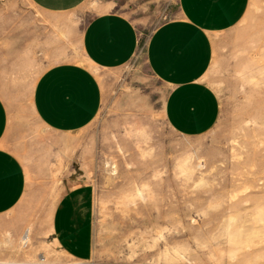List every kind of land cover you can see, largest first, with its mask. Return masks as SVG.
<instances>
[{
    "label": "rangeland",
    "instance_id": "obj_1",
    "mask_svg": "<svg viewBox=\"0 0 264 264\" xmlns=\"http://www.w3.org/2000/svg\"><path fill=\"white\" fill-rule=\"evenodd\" d=\"M178 1L87 0L46 14L30 0H0V95L19 120L10 148L30 184L0 215V264H264V0H250L221 37L212 86L222 111L194 139L167 124V88L146 62L152 33L178 18ZM108 12L138 27V55L96 71L104 99L92 125L53 132L34 113L35 85L51 66L83 62L81 30ZM72 188L88 193L87 260L61 250L51 234L56 203Z\"/></svg>",
    "mask_w": 264,
    "mask_h": 264
},
{
    "label": "crops",
    "instance_id": "obj_2",
    "mask_svg": "<svg viewBox=\"0 0 264 264\" xmlns=\"http://www.w3.org/2000/svg\"><path fill=\"white\" fill-rule=\"evenodd\" d=\"M46 14H64L87 0H30ZM179 16L160 25L151 35L146 62L166 88L164 117L187 138L210 132L221 114L212 86V69L221 37L248 13L250 0H179ZM138 27L127 16L108 12L90 18L80 33L83 62H64L39 77L33 110L47 129L75 133L88 128L102 109L104 90L96 71L116 70L138 55ZM19 120L0 95V215L16 208L28 191V172L10 148ZM72 188L56 203L51 218L54 243L75 259L93 253V225L88 193Z\"/></svg>",
    "mask_w": 264,
    "mask_h": 264
},
{
    "label": "bare ground",
    "instance_id": "obj_3",
    "mask_svg": "<svg viewBox=\"0 0 264 264\" xmlns=\"http://www.w3.org/2000/svg\"><path fill=\"white\" fill-rule=\"evenodd\" d=\"M30 241V230L25 233L23 236V243L27 244ZM42 263H45V260L42 259Z\"/></svg>",
    "mask_w": 264,
    "mask_h": 264
}]
</instances>
